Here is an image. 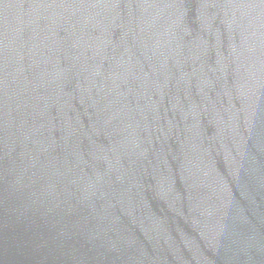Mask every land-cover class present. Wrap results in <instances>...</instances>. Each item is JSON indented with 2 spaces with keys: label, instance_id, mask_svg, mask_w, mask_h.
<instances>
[{
  "label": "water",
  "instance_id": "1",
  "mask_svg": "<svg viewBox=\"0 0 264 264\" xmlns=\"http://www.w3.org/2000/svg\"><path fill=\"white\" fill-rule=\"evenodd\" d=\"M0 264H264V0H0Z\"/></svg>",
  "mask_w": 264,
  "mask_h": 264
}]
</instances>
